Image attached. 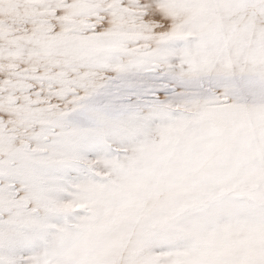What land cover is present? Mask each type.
I'll list each match as a JSON object with an SVG mask.
<instances>
[{
	"label": "snow or ice",
	"instance_id": "6c2138e0",
	"mask_svg": "<svg viewBox=\"0 0 264 264\" xmlns=\"http://www.w3.org/2000/svg\"><path fill=\"white\" fill-rule=\"evenodd\" d=\"M0 264H264V0H0Z\"/></svg>",
	"mask_w": 264,
	"mask_h": 264
}]
</instances>
